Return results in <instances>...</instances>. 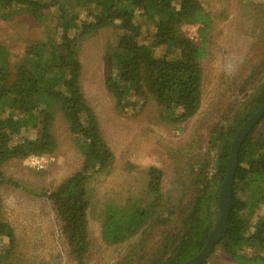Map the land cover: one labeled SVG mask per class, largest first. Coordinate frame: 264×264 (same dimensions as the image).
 I'll return each mask as SVG.
<instances>
[{
  "label": "trees",
  "instance_id": "obj_1",
  "mask_svg": "<svg viewBox=\"0 0 264 264\" xmlns=\"http://www.w3.org/2000/svg\"><path fill=\"white\" fill-rule=\"evenodd\" d=\"M0 9L6 18L20 13L37 23L49 24L47 38L27 46L13 68L5 45L0 43V182L1 167L6 162L56 151L53 107L59 105L70 133L81 145L83 160L80 168L47 197L60 221L69 253L77 264H87V184L91 176L111 165L113 154L79 84L78 40L102 28L119 31L115 46L107 53L104 79L115 107L123 110L153 101L161 107L166 122L181 124L200 107V60L206 54L211 17L200 0H0ZM137 15L152 23L150 34L136 23ZM185 24L197 25L199 43L182 33ZM263 102L264 81L227 126H214L209 139L215 149L214 170L208 178L206 163H198L194 180L200 185L189 203L177 208L163 202V171L150 166L146 191L151 198L144 206L109 205L102 224L103 241L117 244L137 233L143 235L150 228L166 226L173 215L181 217L178 233L161 232L165 233L158 243L161 255L149 264H183L195 255L217 217V192L231 141L239 126ZM260 127L264 129V114L239 147L227 230L211 251L218 249L237 264L264 262V212L259 209L264 204V131ZM2 207L0 196V236L7 238V258L16 235L3 219ZM133 258L128 252L123 260L129 264L126 259Z\"/></svg>",
  "mask_w": 264,
  "mask_h": 264
},
{
  "label": "rangeland",
  "instance_id": "obj_2",
  "mask_svg": "<svg viewBox=\"0 0 264 264\" xmlns=\"http://www.w3.org/2000/svg\"><path fill=\"white\" fill-rule=\"evenodd\" d=\"M200 2L212 20L206 54L200 60L201 103L196 114L181 124L166 122L161 107L153 101L136 103L123 110L115 107L104 79L107 53L115 46L119 31L102 28L78 40L79 84L113 154L111 165L91 176L87 184V264L120 261L125 264L123 257L128 252L134 256L133 260L126 259L129 264H149L158 259L159 239L165 235L161 232L178 233L181 217L172 215L166 226L150 228L147 232L152 234L148 237L147 232L143 235L140 232L121 243L109 244L102 239L107 207L144 206L151 198L146 191L147 169L157 166L163 171V202L183 208L199 188L200 184L194 180L198 163H206L208 178L214 170L215 149L209 142L214 126H227L236 111L244 110L264 81V0ZM3 13L0 9V43L5 45L13 68L27 46L47 38L49 24L37 23L26 14L15 13L6 18ZM135 21L150 34L151 22L139 15ZM181 31L200 42L192 26L182 25ZM53 110L52 134L57 148L53 154L45 155L46 166L31 169L23 159L10 160L1 167L2 217L13 227L16 242L4 258L7 238L0 236V264H77L47 196L80 168L83 154L59 105H54ZM259 129L264 131L262 127ZM259 209L263 213L264 204ZM205 264L236 263L216 249Z\"/></svg>",
  "mask_w": 264,
  "mask_h": 264
},
{
  "label": "water",
  "instance_id": "obj_3",
  "mask_svg": "<svg viewBox=\"0 0 264 264\" xmlns=\"http://www.w3.org/2000/svg\"><path fill=\"white\" fill-rule=\"evenodd\" d=\"M264 114V102L237 129L231 141L223 180L217 192V217L203 247L183 264H202L211 254L217 239L226 233L231 208L233 177L238 160L239 147L258 120Z\"/></svg>",
  "mask_w": 264,
  "mask_h": 264
},
{
  "label": "built area",
  "instance_id": "obj_4",
  "mask_svg": "<svg viewBox=\"0 0 264 264\" xmlns=\"http://www.w3.org/2000/svg\"><path fill=\"white\" fill-rule=\"evenodd\" d=\"M194 29V36H197V25H189ZM191 38V37H190ZM25 165L31 169L39 170L46 166L45 155H29L24 159Z\"/></svg>",
  "mask_w": 264,
  "mask_h": 264
},
{
  "label": "crops",
  "instance_id": "obj_5",
  "mask_svg": "<svg viewBox=\"0 0 264 264\" xmlns=\"http://www.w3.org/2000/svg\"><path fill=\"white\" fill-rule=\"evenodd\" d=\"M235 263V262H234ZM237 264V263H236Z\"/></svg>",
  "mask_w": 264,
  "mask_h": 264
}]
</instances>
